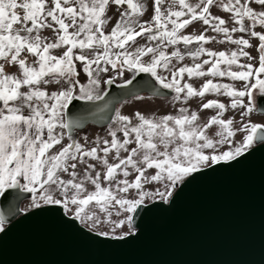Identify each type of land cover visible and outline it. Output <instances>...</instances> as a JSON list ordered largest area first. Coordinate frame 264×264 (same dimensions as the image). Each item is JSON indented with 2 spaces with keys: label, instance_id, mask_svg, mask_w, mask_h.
<instances>
[{
  "label": "snow or ice",
  "instance_id": "6c2138e0",
  "mask_svg": "<svg viewBox=\"0 0 264 264\" xmlns=\"http://www.w3.org/2000/svg\"><path fill=\"white\" fill-rule=\"evenodd\" d=\"M251 2L221 0L223 11L232 14L236 25L229 28L225 19L211 15L214 0H170L163 10L164 0H154L151 22L140 19L146 12L144 0H0V196L6 189H21L32 194L31 207L60 206L65 215L96 236L124 242L140 229L135 222L138 211H151L146 202L154 206L156 201L169 204L174 194H179L177 190H182L180 186L194 179L195 174L215 170L216 165L239 163L258 146L264 147V124L249 121L233 128L232 119L222 118L226 105L217 100L202 104V109L217 110L204 125L197 123L198 113H189L187 108H180L177 115L158 118L137 112L135 124L117 111L120 126L110 131L111 141L104 140L102 149L99 138L97 146L90 149L71 136L69 143L62 144L63 129L71 124L66 120V110L74 100L102 99L99 75L109 71L108 65L121 77L125 71L150 74L162 88L173 90L176 100L203 99L209 93L227 95L232 98V109H243L241 116L249 115L253 111V91L264 95V79L259 78L264 74V33L254 30L257 24L264 27V11H255ZM255 3L264 7V0ZM110 4L118 11L124 10L106 34ZM245 20L251 21V28ZM193 21H202L213 32L223 34L220 42L237 45V50L226 53L204 47L215 40L204 32L183 35L182 30ZM43 29L56 33L55 42H47L40 35ZM236 32H248L260 41L262 55L255 82L250 80L254 75L252 65L238 63L240 56L251 59L242 47L250 46V42L243 37L234 39L232 33ZM141 36L149 43L133 48ZM181 43L194 61L204 55L209 59L176 68L173 58L180 62L185 54L178 47L171 53L167 49ZM194 43V49L188 48ZM62 47V55L52 54V50ZM25 54L35 57L33 63H28ZM145 57L150 59L146 61ZM77 62L87 77L85 84L77 78L81 75ZM6 65L18 68L19 74L6 72ZM205 65L209 66L207 71ZM233 65L239 70H232ZM160 70L169 72L171 79L161 75ZM185 74L189 79L228 77L245 83L243 90H235L208 79L197 89L192 83H181ZM115 78L105 83L112 84ZM61 81L67 86L59 91L49 93L41 87L59 85ZM213 125L219 126L215 133L219 139L206 134ZM117 132H122V140ZM237 133L241 134L239 139ZM130 144L135 147L129 148ZM57 145L60 149L52 151ZM122 150L128 155L121 157ZM113 151L117 163H109L108 155ZM85 157L100 162L106 169L104 173L95 171L94 164H87L81 176L77 164L87 163ZM129 169L137 174L132 181L128 179ZM149 170L153 173L148 174ZM64 174L69 178L65 179ZM120 175L124 178L118 179ZM89 184L93 190H89ZM153 184L158 187L146 190L145 185ZM130 190L135 193L131 197L127 195ZM101 225H108V230H101ZM4 231L5 220L0 215V233Z\"/></svg>",
  "mask_w": 264,
  "mask_h": 264
},
{
  "label": "water",
  "instance_id": "95a60500",
  "mask_svg": "<svg viewBox=\"0 0 264 264\" xmlns=\"http://www.w3.org/2000/svg\"><path fill=\"white\" fill-rule=\"evenodd\" d=\"M129 80L107 84L102 99L74 100L66 110L68 135L111 124L118 105L131 98L174 94L147 73ZM257 105L264 114V95ZM214 167L181 185L171 203H147L151 211L135 217L137 235L124 242L96 236L60 206L23 211L32 194L6 189L0 264H264V147Z\"/></svg>",
  "mask_w": 264,
  "mask_h": 264
},
{
  "label": "rangeland",
  "instance_id": "374dc122",
  "mask_svg": "<svg viewBox=\"0 0 264 264\" xmlns=\"http://www.w3.org/2000/svg\"><path fill=\"white\" fill-rule=\"evenodd\" d=\"M145 4H146V12L145 14L140 18L141 22H151V18L154 15V0H144ZM170 0H164V3L161 5L162 10L163 9H167L168 5H169ZM190 3H198L199 0H189ZM241 2H245V0H241ZM51 6V5H49ZM251 7H253V9L255 11H264V7H261L260 5L255 3V0H252ZM124 8H126V5L124 6ZM124 9H120L119 11L117 10V6L114 4H110L108 6L107 9V16L110 17L111 19L109 20V22L107 23V25L104 28L105 33L107 34L108 32L111 31L112 27L116 24L117 19L119 18V12L123 11ZM210 13L213 16H217L220 18H223L227 21L226 26L231 28L233 26H236L234 24V21L231 20V13H226L223 11V8L221 6V0H214L213 5L210 6ZM22 14V13H21ZM187 18V17H184ZM183 19V18H182ZM245 24L246 26H248L249 28H251V21L245 20ZM207 28V31H205V29ZM139 30V29H137ZM255 31L258 32H262L264 33V27H261L259 24L256 25ZM71 31V29H70ZM201 32H204V34L206 36L209 37H215V40H212L211 42L207 43L204 45V47L212 50V51H225L226 53H230L231 51H236L238 46L231 44L230 42H223L221 43L220 41L224 40V36L223 34H219V33H215L211 30V28H208V26L203 25L202 21H193L192 24L188 27H186L185 29L182 30V34L183 35H191V34H200ZM40 35L43 38H46L47 42H55L56 40V33L52 31V29H43L40 32ZM233 38L234 39H238L243 37L244 39H248L250 42V46H242L244 51H247L250 54L251 59H249L248 57H244V56H240L238 63L240 64H251L252 68H253V77H250V80L252 82H255V74H256V70H258L259 66H260V56L262 55V53L259 51V45H260V41L257 37H251L250 33L246 32V33H240V32H236V33H232ZM149 42L147 41L145 36H141V37H137L136 38V44L133 45L134 47H138L141 45H147ZM197 45L194 43L192 45H189L188 48L194 49ZM178 47L180 49V51L182 52V54H185V58L183 61L178 62L175 58H173L172 60V64L176 67H182L184 65H188V66H192L194 63H201L204 59H209V57H207L206 55L201 56L198 60H193L190 56H188L187 50L185 48V46L181 43L177 46H170L167 51L169 53H171L173 50H175V48ZM65 50V48H60V49H54L52 50V54L56 55V56H60L62 55L63 51ZM131 50V49H130ZM78 51V50H77ZM27 56V60L28 63L31 64L33 63V61L35 60V57H32L29 54H25ZM146 61L150 59V57H145L144 58ZM0 63H2V61H0ZM77 71L81 72V75L79 77H77L80 82L82 84L87 83V77L86 75L82 72V67L80 65V62H77ZM95 67V66H93ZM209 66L205 65L204 66V70L207 71V68ZM226 67L225 65H221V68ZM109 71L104 73H100L99 75V80H100V87H99V94L101 95L104 90L106 89L107 84L105 83V81H107L109 78L111 77H116L114 82L117 83H122L125 82L127 80H129L132 76H134V72H124V75L118 76L116 74L115 71H113L111 69V66L108 65ZM232 70H239L235 65L232 66ZM5 71L8 73H15V74H19V70L16 67H9V66H5ZM160 74L161 75H165L168 76L169 79H171V75L169 72H165L163 70H160ZM259 78L264 79V74H259ZM208 79H213L214 83H222V84H228L230 86H232L235 90H243L244 87V83L243 81H233L232 79L228 78V77H210V76H205V77H201V78H197V77H193L191 79H189L187 77V74H185L184 80L181 81V83H192L197 89H199L200 86H202V84L208 80ZM67 85L61 81V83L59 85L55 84V83H50V84H42L41 87L43 89H45L47 92L51 93L53 91H59L60 89L66 87ZM78 91V89H77ZM223 92V90H222ZM176 93L174 92V94L172 96L169 97H149V96H145V95H141V97H135L132 99H129L123 103H121L120 105H118L117 107V111H119V113L121 115H127L129 116L133 123L135 124L137 121L135 119V114L137 112L141 113L142 115H145L146 117L148 116H155V117H160L163 115H177L179 113V109L180 108H187L189 110V113L195 111L198 113L199 115V119L197 121L198 124L200 125H204L208 122V119L214 115L217 114V110L216 109H202V104L208 102L209 100H217L218 102L224 103L226 105V110L224 111L223 114V119L227 120V119H232L234 121L233 124V128H239L242 124L244 123H248L249 121L251 123H259V124H264V115H262L261 113H259L257 111V97L258 95H260L258 90H254L253 91V97H252V106H253V111L247 115V116H241V112L244 111L243 109H232L231 108V97H228L227 95L224 94H220L217 95L215 93H209L206 94V96L201 99L200 97H193L189 100H187V102H185L183 99L181 100H176L174 99ZM181 97H183V94H181ZM244 102L247 104L249 103V99L246 96L244 98ZM117 113V112H116ZM119 122L116 120V114L115 117L113 119V122L105 127H98L95 125H88L85 129L81 130L80 132H78L77 134H75L74 136H71V138L75 141H78L79 143H81L85 149H90L92 147H96V141L99 138L100 140V145L99 147L102 149L103 147H105V145L103 144L104 140H109L111 141V136L109 135L111 130H115L119 127ZM59 131V129H58ZM219 131V126L217 125H213L210 129L206 130V134L209 135L211 138L213 139H219V137H217L215 135V133ZM64 132V140L62 141V144H67L70 142L69 140V135L66 131V129H63ZM240 133H237L236 139L240 138ZM117 137L122 140L123 139V134L122 132H117ZM61 145H57L55 146V148L52 151H58L60 149ZM129 148L135 147V144H130L128 146ZM101 156H103V152L99 153ZM114 155L115 152H110L108 155V160L109 163H117L118 161L114 159ZM121 157L127 156L128 153L124 152L123 150L121 151ZM85 161L87 163H78L77 164V169L76 171L83 176L84 174V170L87 167V164H94L95 165V171L101 172L102 174L104 173V171L106 170L104 168V166L95 160H92L88 157H85ZM130 171V176L128 177V179L130 181L134 180L135 176L137 175L134 171H132L131 169H129ZM153 170H149L148 174H152ZM95 173H93L94 175ZM64 178L68 179L69 177L64 174ZM124 177L122 175L118 176V179H123ZM102 184L104 183L103 178L101 180ZM87 187L89 188V190H93V186L92 185H87ZM155 187H158V185H145L146 190H154ZM134 190H130V192L127 194L129 195V197L133 196ZM31 200H32V195L31 197H29L26 201H24V203L22 204V210L23 211H28L30 209H32L33 207H31ZM146 203H150V202H146ZM114 219H118V217H113ZM101 230H108V225H101ZM118 232L120 231L119 229L117 230Z\"/></svg>",
  "mask_w": 264,
  "mask_h": 264
},
{
  "label": "flooded vegetation",
  "instance_id": "af4514ba",
  "mask_svg": "<svg viewBox=\"0 0 264 264\" xmlns=\"http://www.w3.org/2000/svg\"><path fill=\"white\" fill-rule=\"evenodd\" d=\"M145 96H146V95H145ZM260 96H263V95H261V94L258 95V97H257V102H258V98H259ZM137 97H141V96H137ZM149 97H153V96H149ZM134 98H135V97H134ZM131 99H132V98H131ZM257 107H258V105H257ZM262 115H264V114H262ZM112 122H113V121H112ZM109 125H110V124H109ZM107 126H108V125H107ZM79 132H80V131H79ZM76 134H77V133H76ZM26 200H27V199H26ZM26 200H25V201H26ZM23 203H24V202H23Z\"/></svg>",
  "mask_w": 264,
  "mask_h": 264
}]
</instances>
